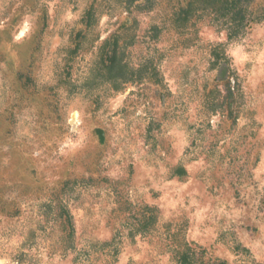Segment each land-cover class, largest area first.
Segmentation results:
<instances>
[{"label": "rangeland", "instance_id": "obj_1", "mask_svg": "<svg viewBox=\"0 0 264 264\" xmlns=\"http://www.w3.org/2000/svg\"><path fill=\"white\" fill-rule=\"evenodd\" d=\"M231 1L0 0V264H264V0Z\"/></svg>", "mask_w": 264, "mask_h": 264}, {"label": "trees", "instance_id": "obj_2", "mask_svg": "<svg viewBox=\"0 0 264 264\" xmlns=\"http://www.w3.org/2000/svg\"><path fill=\"white\" fill-rule=\"evenodd\" d=\"M242 3L243 0H234L231 2H227L222 8L223 10L222 12L228 15H239L240 13L243 12ZM144 210L146 213L145 214L143 213L141 215V218L137 220L136 225H134V234L144 235L148 233L150 227L154 222V216L150 213L151 212L150 209L145 208ZM61 211H62V218H64V222H66L65 226H67L69 233L73 234L74 228L71 222V216L69 215L68 211L65 208H62ZM113 243H114V239H112L111 242L104 244V246L111 247ZM110 250H111L110 252L113 251L112 247L110 248ZM200 252L202 253V251ZM199 253L195 249L186 246L183 249V251H181L177 256L176 264H208L202 260L201 255H199ZM219 264H226V263L221 262Z\"/></svg>", "mask_w": 264, "mask_h": 264}]
</instances>
